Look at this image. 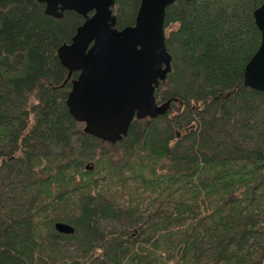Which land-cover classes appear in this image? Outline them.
I'll return each instance as SVG.
<instances>
[{
  "label": "trees",
  "instance_id": "16d2710c",
  "mask_svg": "<svg viewBox=\"0 0 264 264\" xmlns=\"http://www.w3.org/2000/svg\"><path fill=\"white\" fill-rule=\"evenodd\" d=\"M263 1L168 6L167 108L111 144L65 105L56 50L82 18L0 0V264H264V92L242 85ZM138 5L114 0V28Z\"/></svg>",
  "mask_w": 264,
  "mask_h": 264
},
{
  "label": "water",
  "instance_id": "95a60500",
  "mask_svg": "<svg viewBox=\"0 0 264 264\" xmlns=\"http://www.w3.org/2000/svg\"><path fill=\"white\" fill-rule=\"evenodd\" d=\"M35 1L51 18L60 19L63 12L82 18L69 43L57 48L56 57L68 75L78 72L65 105L85 134L113 144L126 135L133 119L165 112L167 104L156 105L153 92L170 70L162 23L164 10L175 0H139L133 25L120 30L111 15L114 0ZM252 18L260 41L244 66L242 85L264 92V1ZM54 229L72 232L61 223Z\"/></svg>",
  "mask_w": 264,
  "mask_h": 264
},
{
  "label": "flooded vegetation",
  "instance_id": "af4514ba",
  "mask_svg": "<svg viewBox=\"0 0 264 264\" xmlns=\"http://www.w3.org/2000/svg\"><path fill=\"white\" fill-rule=\"evenodd\" d=\"M67 72H68V71H67ZM71 74H75V77L69 80V84H70V86H71V82H72L73 80L76 79V77H77V75H78V72H73V71L70 72L69 75L67 74V78H68ZM69 89H70V88H69ZM154 90H155V89H154ZM81 126H82V125H81ZM82 128H83V127H82Z\"/></svg>",
  "mask_w": 264,
  "mask_h": 264
}]
</instances>
